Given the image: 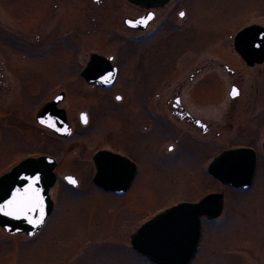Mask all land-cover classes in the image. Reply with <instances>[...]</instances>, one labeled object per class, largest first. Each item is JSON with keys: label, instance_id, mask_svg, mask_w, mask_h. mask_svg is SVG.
Instances as JSON below:
<instances>
[{"label": "rangeland", "instance_id": "1", "mask_svg": "<svg viewBox=\"0 0 264 264\" xmlns=\"http://www.w3.org/2000/svg\"><path fill=\"white\" fill-rule=\"evenodd\" d=\"M96 1L0 0V24L5 27L0 40L5 44L3 53L11 57L7 65L0 53V117L13 113L6 120L11 128L0 125V132L7 137L0 152V172L28 154L48 153L61 162V175L89 180L95 175L92 155L112 145L140 163V177L125 197L105 194L87 182L78 192L64 189L57 211L35 238L10 237L0 230V264H146L131 246L135 228L178 202L196 201L212 190H225L214 185L207 161L204 163L219 149L188 145L178 134L160 130L148 120V98L158 96L162 81L177 68L170 66L171 50L182 53L204 48L215 57L212 51L219 49L230 55L234 34L253 21L254 15L264 25V0H190L184 8L194 20L184 31L175 33L167 28L142 45L124 43V35H132L124 29V20L142 17L144 10L127 0H100L99 6ZM17 27L31 41L43 42L62 34L72 38L34 58L14 59L13 47L23 41L14 29ZM221 32L227 33L221 46L210 45ZM94 52L117 55L120 75L108 98L80 79L84 57ZM243 71L244 76L251 74ZM179 79L172 77L163 85ZM64 84L70 93L65 103L78 133L71 143L60 145L33 127L39 105ZM227 84L214 73L193 95L202 102L216 96L213 108L223 111L217 106L226 97ZM118 95L123 104L118 105ZM83 112L92 118L94 130L90 133L84 132L80 123ZM248 140L244 136L238 142L246 144ZM168 141L176 150L170 160H161L160 147ZM223 193L225 217L220 223H205L204 243L195 264H264V163L249 193Z\"/></svg>", "mask_w": 264, "mask_h": 264}, {"label": "flooded vegetation", "instance_id": "2", "mask_svg": "<svg viewBox=\"0 0 264 264\" xmlns=\"http://www.w3.org/2000/svg\"><path fill=\"white\" fill-rule=\"evenodd\" d=\"M188 1L190 0H172V2L165 7L150 9L148 11L144 10L146 13L142 17L126 18L124 20V29L128 32H131L132 35L125 34L124 39L126 42L124 43L128 44L130 42V38H135L136 36L143 34L142 31H136L128 28L126 25L128 20L135 21L148 17V30L146 31V33H148V42L154 40V38L158 37L160 33L164 32L167 28H171L175 33L184 31L190 22L194 20L192 13L184 8L185 3ZM96 3L99 6L100 0H97ZM99 12H103L102 9H100ZM258 17L259 16L254 15L253 21H250L249 24L234 34L232 44L229 45V48L231 49L230 55L227 53L226 56L225 54L221 53L219 49L212 51L215 57L210 55L211 50L207 49L203 51L204 48H193V50H188L182 53H180V50H177V52L175 50H171L172 55L170 59L172 63L170 66L177 68L173 69L167 75L169 77H166L162 81L158 96H150L148 98V120L157 123L160 130H167L178 134L187 142L188 145L199 144V146H213L216 149H219V152L215 156L204 160V163L207 161V172L209 177L214 180V185H218L220 182L210 175L209 167L211 163L224 152H234L239 150H248L252 152L249 157H245L243 159V163H234L232 160H229L227 165L231 169L233 166H236V168L242 167V169H245L246 173H249L250 163L252 160H256L257 168L255 183H257L259 176L261 175L262 164L264 163V34L261 31H256L244 38L242 41L241 51H238L236 44L237 36L244 29L250 28L252 26L264 27L262 23L258 22ZM62 21L67 22L66 19H63ZM63 24L64 23H61L60 26ZM4 28V25L0 24V36L5 30ZM65 28L66 25L64 29ZM14 29L15 31H19V34L23 40L22 42L15 44L13 47L12 54L14 55V59L31 58L32 56L34 58L37 56V54H45L54 47L56 50L58 46L64 42L67 43V41L72 38L70 35L68 36L67 34H62L60 36L47 38L43 42H41L42 40L31 41L29 39V35H25L19 27ZM226 35L227 33L221 32L217 39L213 40L210 45L217 47L221 46V43L225 40ZM4 46V40L1 38L0 53L4 55V59L7 60L8 65L10 64L11 57L3 53ZM207 46H205V48H207ZM222 47L227 49V47L224 45ZM220 53L222 55V59H220L221 61L218 62L217 56ZM93 55L104 57L105 59L103 63L98 68H96V71H94L95 73L92 76H98L99 78L108 77V66L116 68L118 75L116 83L112 89H101L99 84L89 85L86 79L82 77V73L89 66ZM82 57H84V55H82ZM243 69H246L245 72H251V74L244 76L241 73L244 72ZM79 71L81 74L80 79L86 84L87 87H90L93 90H101L102 94L106 95L108 98V94H110V92L115 89L120 75L117 55L112 53L105 56L95 52L91 53L87 55V57H84L83 64L79 68ZM214 73H216L221 79L228 81V84L226 85V97H223V101L217 106H220L223 111L215 110L213 108L216 106V103L214 102L217 98L216 96H208L202 102L200 101L201 99L199 100L195 95H193V93H196L197 91L195 88L198 87L200 83L205 84L209 82ZM172 77H180V79L174 84L171 83L164 86L163 84L169 81ZM214 86V84L210 86V91H212ZM67 88L69 87H67L66 84L57 86L53 89L52 93L49 94L48 99L39 105L36 111L37 125L33 127L35 130L46 132L49 134L48 136L53 139V141L60 145H67L71 143L78 133L77 128L74 127L72 123L65 103L67 102L70 94ZM118 97H120L121 100H118ZM116 100L118 105L125 102H123V97L121 95H118ZM55 101L58 102L57 105L53 107V110L45 113V116L41 117V111L44 106ZM217 111H220L219 116L217 118L212 117V115H215ZM11 114L13 115V113H10L3 118L0 117V125H7L9 127L10 124L6 123V120L13 117ZM87 114L89 116V123L88 125H82V127L85 129L84 132L87 131V133H90L94 129L91 126L92 118H90L89 113ZM44 123H51L54 128L50 129L46 127ZM57 130L60 133H63L65 137L63 138L57 135ZM244 136H246L249 140L246 142V144H241L238 142V139ZM6 141V133L0 132V152H2ZM218 141L223 142L217 143ZM170 142L171 141H168L161 145V160L165 158L170 160V154L175 152L176 149L174 143L167 145ZM106 147L107 148H101L97 152L108 151L116 156H119L116 158V161L113 164V172L117 174L116 177L119 180L132 181V186L129 191L130 193L138 178L140 177V163L132 160L126 155L125 152H122V150L117 147L115 148L112 145ZM96 153L92 155V163L94 168L95 164L93 159ZM41 157L54 158L58 163L55 170L58 181L57 186L52 190L53 198L55 195H59L61 197L64 189L67 191H81L84 188V182H87L88 184L90 183L93 185V187H95L94 178L96 175V168L95 175H93L89 180H82L74 174L67 173L61 175L59 173V170L62 166L61 162L58 160V158L48 153L28 154L17 163H13L9 169L0 172V178L3 175L9 173L22 161L28 158L38 159ZM69 157L70 156H68V158ZM68 176L77 178L79 186H69L65 182V178ZM224 187L226 191L228 190L237 194H244L242 191H236L226 186ZM95 188L99 190L97 187ZM222 192L212 190L203 197L199 198V200L196 199V201H181L177 204L198 203L201 199L210 194ZM128 194L124 196H118L116 194L112 195L125 197ZM57 208L58 207L56 205V211Z\"/></svg>", "mask_w": 264, "mask_h": 264}, {"label": "water", "instance_id": "3", "mask_svg": "<svg viewBox=\"0 0 264 264\" xmlns=\"http://www.w3.org/2000/svg\"><path fill=\"white\" fill-rule=\"evenodd\" d=\"M129 1L147 9L161 7L170 2V0ZM93 59L88 69L87 80L90 83L96 82L95 77L91 75L92 73L94 74V69L97 67V63L94 62L97 60ZM118 99L121 100V98ZM57 102L50 104L48 109L43 111L40 116L43 117L45 113L53 110ZM44 125L53 127L51 123H44ZM229 155L228 153L218 158L211 170L212 174H215L225 184L237 188H249L252 185L253 175L247 181L230 182L225 180L226 171L222 163L226 161L225 159ZM94 159L98 169L95 183L108 192L125 193L132 181H122L116 177L117 174L113 172V164L116 158L110 153L101 152ZM55 166V160L50 158L28 160L0 180V207H3L12 199L17 189L23 190L33 185V180L36 176L40 177V181L35 187L42 189L45 203V215L41 224L37 225L35 223V221L40 219L39 215L35 213L32 216L33 223H29L27 219H16L0 212V227L11 235L27 234L33 237L39 233L53 211L50 190L56 181ZM223 208V195L208 196L199 204H183L175 207L145 225L135 235L133 245L139 253L149 257L155 264H191L199 252L202 239V218L217 219L222 215Z\"/></svg>", "mask_w": 264, "mask_h": 264}, {"label": "snow or ice", "instance_id": "4", "mask_svg": "<svg viewBox=\"0 0 264 264\" xmlns=\"http://www.w3.org/2000/svg\"><path fill=\"white\" fill-rule=\"evenodd\" d=\"M39 181L40 177L36 176L33 180V185L23 190L17 189L12 199L3 207H0V212L16 219H27L29 223H33L32 216L35 213L40 217L35 223L37 225L41 224L45 215V203L42 189L35 187Z\"/></svg>", "mask_w": 264, "mask_h": 264}, {"label": "bare ground", "instance_id": "5", "mask_svg": "<svg viewBox=\"0 0 264 264\" xmlns=\"http://www.w3.org/2000/svg\"><path fill=\"white\" fill-rule=\"evenodd\" d=\"M136 184H137V182L135 183V185H134L133 189L135 188ZM133 189L131 190V192L133 191ZM131 192H130V193H131ZM130 193H129V194H130Z\"/></svg>", "mask_w": 264, "mask_h": 264}]
</instances>
